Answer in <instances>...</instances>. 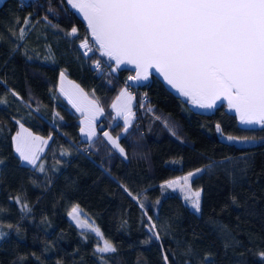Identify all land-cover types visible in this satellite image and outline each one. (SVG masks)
I'll return each mask as SVG.
<instances>
[{
  "label": "trees",
  "instance_id": "16d2710c",
  "mask_svg": "<svg viewBox=\"0 0 264 264\" xmlns=\"http://www.w3.org/2000/svg\"><path fill=\"white\" fill-rule=\"evenodd\" d=\"M73 26L77 36L69 37ZM85 37L91 43L66 0H0V264H105L101 257L164 264L161 246L170 264H264V126L241 124L224 105L208 113L151 77L135 88L133 126L121 133L110 106L132 72H113L96 46L83 55ZM61 71L104 108L92 141L81 139L80 115L58 91ZM17 121L52 137L37 162L43 172L20 162ZM105 129L121 137L127 159L102 137ZM221 133L254 142L237 145ZM209 165L191 182L202 189L200 213L161 187ZM24 204L30 212L21 211ZM75 205L102 238L71 220ZM151 224L161 239L144 243ZM105 239L116 253L96 252Z\"/></svg>",
  "mask_w": 264,
  "mask_h": 264
},
{
  "label": "snow or ice",
  "instance_id": "6c2138e0",
  "mask_svg": "<svg viewBox=\"0 0 264 264\" xmlns=\"http://www.w3.org/2000/svg\"><path fill=\"white\" fill-rule=\"evenodd\" d=\"M66 3L83 17L90 31L91 43L85 37L79 45L85 49L83 55L88 56L97 46L101 56L115 62L113 72L122 65H134L136 74L129 76V81H147L154 70L191 104L212 109L217 101H226L241 124L264 126V0H66ZM23 24L18 30L20 40L27 35L30 19L26 17ZM77 33L78 29L73 26L66 34L76 37ZM96 65L99 67V61ZM66 80V73L61 71L59 93L81 114L80 133L92 141L97 137V120L104 116V108L98 99H90L79 85L67 81L71 87H66ZM9 91L22 99L15 91ZM132 100L125 87L111 105L116 118L123 120L124 134L133 126ZM56 115L59 117V113ZM17 123L20 130L13 141L20 162L43 172V164L37 162L52 137L45 139L34 135L19 121ZM216 129L221 131L219 124ZM103 138L127 159L125 148L119 143L120 136L113 137L109 131H104ZM226 139L247 142L233 136ZM3 164L4 160L0 159V165ZM212 167L190 171L166 181L161 187L178 189L184 194V200L200 213L202 189L193 190L191 182ZM21 211L30 212L31 209L24 204ZM68 214L80 227L85 226L79 218L78 205ZM91 230L102 238L99 228L91 227ZM149 232L151 236L144 243L161 239L155 224H151ZM5 235L0 231V240ZM161 248L164 264H170L167 252L163 246ZM96 252L111 255L117 248L105 239ZM259 255L264 259V253ZM101 259L106 264L107 258ZM205 260L208 261V257Z\"/></svg>",
  "mask_w": 264,
  "mask_h": 264
},
{
  "label": "water",
  "instance_id": "95a60500",
  "mask_svg": "<svg viewBox=\"0 0 264 264\" xmlns=\"http://www.w3.org/2000/svg\"><path fill=\"white\" fill-rule=\"evenodd\" d=\"M70 7V6H69ZM71 11L77 16V18L84 24V26L86 27L87 29V22L83 20V17L81 15H79L78 13L75 12V10H72ZM88 30V29H87ZM88 33H89V38L91 40V36H90V31L88 30ZM97 47V46H96ZM114 64L115 62L112 61ZM119 70H128L130 72H132V75L131 76H135L136 72H135V67L134 65H122L120 67ZM151 77H154L156 78L163 86L164 88L169 92L171 93L172 95L176 96V97H180V95L176 92L175 89L171 88L170 85H168L164 80H163V77L160 76L158 73H156L154 70L152 71V74L149 76V79L147 81H141V82H133V81H129L131 84H133L134 86L136 87H140V86H143L145 84H147L149 82V80L151 79ZM182 97V96H181ZM185 98V97H183ZM186 99V98H185ZM222 105L226 106V112L229 114V115H232L234 116L238 122L239 121V117L235 114L234 110H231L228 108V105H227V102L226 101H217V104L214 108L212 109H203L205 110L206 112L208 113H211L213 112L214 110L218 109L219 107H221Z\"/></svg>",
  "mask_w": 264,
  "mask_h": 264
},
{
  "label": "rangeland",
  "instance_id": "374dc122",
  "mask_svg": "<svg viewBox=\"0 0 264 264\" xmlns=\"http://www.w3.org/2000/svg\"><path fill=\"white\" fill-rule=\"evenodd\" d=\"M66 78H67V80H66V83H65V86L66 87H71V85H69L68 83H67V81H71L72 82V84H76V82H74L73 80H71L70 78H68L67 77V75H66ZM76 85H78V84H76ZM126 87V85H124V86H122V88L120 89V92H121V90L122 89H124ZM86 93V92H85ZM89 96V95H88ZM65 97V96H64ZM89 98L90 99H95V98H93V97H91V96H89ZM66 100H67V102H68V99L66 98ZM69 103V102H68ZM69 105L71 106V104L69 103ZM72 107V106H71ZM73 108V107H72ZM74 109V108H73ZM75 110V109H74ZM76 111V110H75ZM78 113V112H77ZM80 116H79V122H80V120L82 119V116H81V114L80 113H78ZM99 121V119L97 120V122ZM121 122H122V124H123V120L121 119ZM25 127V126H24ZM80 127H81V124H80ZM80 127H79V131H80ZM25 128H27V127H25ZM28 129V128H27ZM20 130V127L17 129V131L16 132H18ZM29 130V129H28ZM30 131V130H29ZM104 131H108V130H103V131H101V133H102V137H103V132ZM16 132H15V134H16ZM98 132H99V127H97V134H98ZM110 132V131H109ZM33 133V132H32ZM111 133V132H110ZM121 133H123V126H122V131H121ZM34 135H38V134H35V133H33ZM111 135L113 136V137H117L118 135H113L112 133H111ZM15 136V135H14ZM38 136H40V135H38ZM80 136H81V139H83V140H87V138L85 137V136H83L81 133H80ZM220 136V138L222 139V140H225V141H228L227 139H226V137H228V136H231V135H227V134H220L219 135ZM41 137H43V136H41ZM233 137H235V136H233ZM43 138H45V137H43ZM240 141H247V142H234L235 144H237V145H246V144H250V143H253L254 142V140H252V139H242V138H239V137H237ZM46 139V138H45ZM229 142V141H228ZM13 143H14V141H13ZM14 148H15V144H14ZM23 164H26V163H23ZM27 165V164H26ZM194 190V189H193ZM177 191L183 196V198H184V194L183 193H181L178 189H177ZM187 202V201H186ZM189 205H190V203L189 202H187ZM190 207H191V205H190ZM192 208V207H191ZM193 209V208H192ZM82 214V212H81V210H80V220L81 221H83L84 222V224H85V226L84 227H80L79 225H78V223H77V221L76 220H74L71 216H69L70 218H71V220L73 221V222H75L81 229H86V228H90L89 226V223H88V221L84 218V216H82L81 215ZM249 264H257V263H255L254 261H252V260H249Z\"/></svg>",
  "mask_w": 264,
  "mask_h": 264
},
{
  "label": "crops",
  "instance_id": "0c3cea01",
  "mask_svg": "<svg viewBox=\"0 0 264 264\" xmlns=\"http://www.w3.org/2000/svg\"><path fill=\"white\" fill-rule=\"evenodd\" d=\"M58 89H59V80H58ZM59 91V90H58ZM120 94V91L117 93V95L115 96V98L113 99V101H112V103H111V105L114 103V102H116V98H117V96ZM65 100H66V97H64L62 94H60ZM67 101V100H66ZM134 102H135V99L133 98V100H132V111H133V105H134ZM110 109H111V112H112V116H113V120H114V122H120L121 124H122V122H121V119H118V118H116V112H115V110L114 109H112L111 108V106H110ZM101 118V117H100ZM99 118V119H100ZM123 125V124H122ZM106 130H108V129H106ZM109 131V130H108ZM101 135H102V133H101Z\"/></svg>",
  "mask_w": 264,
  "mask_h": 264
},
{
  "label": "built area",
  "instance_id": "2783aa9c",
  "mask_svg": "<svg viewBox=\"0 0 264 264\" xmlns=\"http://www.w3.org/2000/svg\"><path fill=\"white\" fill-rule=\"evenodd\" d=\"M131 76V75H130ZM129 77V76H128ZM128 77L125 80V85L127 87V90L129 93H131L132 97H135V88L136 86H134L133 84H131L128 80ZM144 99H146V97H144Z\"/></svg>",
  "mask_w": 264,
  "mask_h": 264
}]
</instances>
